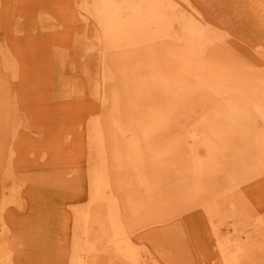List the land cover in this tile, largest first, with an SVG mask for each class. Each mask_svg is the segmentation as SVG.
Listing matches in <instances>:
<instances>
[{"label": "rangeland", "instance_id": "1", "mask_svg": "<svg viewBox=\"0 0 264 264\" xmlns=\"http://www.w3.org/2000/svg\"><path fill=\"white\" fill-rule=\"evenodd\" d=\"M132 258L264 264V0H0V264Z\"/></svg>", "mask_w": 264, "mask_h": 264}, {"label": "bare ground", "instance_id": "2", "mask_svg": "<svg viewBox=\"0 0 264 264\" xmlns=\"http://www.w3.org/2000/svg\"><path fill=\"white\" fill-rule=\"evenodd\" d=\"M154 1V0H153ZM110 2V0H103V5L106 8L108 3ZM95 4V3H94ZM156 4V3H155ZM95 6V5H94ZM156 7V6H155ZM154 8V6H153ZM164 17H167V13L164 15ZM172 19V18H171ZM99 141L101 142V133H99V131H96ZM96 142V141H95ZM91 182H92V186H93V190H94V194L97 192H102L103 189L107 186H104V174L103 172H100L98 170L95 171L94 175H92L91 177ZM113 220V219H112ZM124 242V241H123ZM6 255V254H5ZM132 260L134 261L135 264H138V262L135 260V258H132ZM7 263V262H4ZM80 263V260H79ZM78 263V264H79ZM81 264V263H80Z\"/></svg>", "mask_w": 264, "mask_h": 264}]
</instances>
